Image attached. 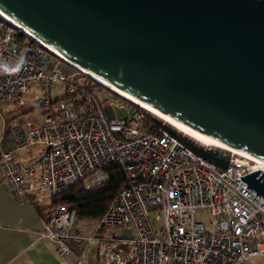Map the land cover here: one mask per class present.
Masks as SVG:
<instances>
[{"label": "built area", "instance_id": "2783aa9c", "mask_svg": "<svg viewBox=\"0 0 264 264\" xmlns=\"http://www.w3.org/2000/svg\"><path fill=\"white\" fill-rule=\"evenodd\" d=\"M35 84L38 92H32ZM8 104H39L46 113L41 123H5L0 168L18 203H45L80 181L87 187L105 182L113 163L126 175V186L100 219L81 220L65 204L50 212L40 237L60 258L73 254V264H248L264 255V197L241 179L264 163L222 153L227 165L216 166L148 121L142 107L5 20L0 107ZM35 147L39 155L24 161L23 152ZM202 211L206 223L196 216ZM124 226L135 235L120 236Z\"/></svg>", "mask_w": 264, "mask_h": 264}, {"label": "water", "instance_id": "95a60500", "mask_svg": "<svg viewBox=\"0 0 264 264\" xmlns=\"http://www.w3.org/2000/svg\"><path fill=\"white\" fill-rule=\"evenodd\" d=\"M94 76L264 161V0H0ZM264 197V169L241 177Z\"/></svg>", "mask_w": 264, "mask_h": 264}, {"label": "crops", "instance_id": "0c3cea01", "mask_svg": "<svg viewBox=\"0 0 264 264\" xmlns=\"http://www.w3.org/2000/svg\"><path fill=\"white\" fill-rule=\"evenodd\" d=\"M5 123L0 128V142ZM32 154V150L24 151L23 160H31ZM49 218V210L42 211L36 202L18 203L14 199L0 168V264H73V254L60 258L54 244L40 237Z\"/></svg>", "mask_w": 264, "mask_h": 264}, {"label": "trees", "instance_id": "16d2710c", "mask_svg": "<svg viewBox=\"0 0 264 264\" xmlns=\"http://www.w3.org/2000/svg\"><path fill=\"white\" fill-rule=\"evenodd\" d=\"M0 21H5V19L0 16ZM7 22L10 23L9 21ZM32 105L33 108H36L39 104ZM142 110L146 113L148 121H151V123L156 126L165 127L174 135L178 136L189 148L203 155L216 166L222 167L227 165V159L221 156L222 152L198 146L188 137L182 136V134L173 129V127L163 125L162 121L151 116L147 110L143 108ZM108 172L109 179L105 182L87 187L83 181H80L63 189L50 200V205H48L49 213L58 205L65 204L69 209H74L78 218L81 220H96L103 217L114 197L127 184L126 175L119 164L113 163L109 165Z\"/></svg>", "mask_w": 264, "mask_h": 264}, {"label": "rangeland", "instance_id": "374dc122", "mask_svg": "<svg viewBox=\"0 0 264 264\" xmlns=\"http://www.w3.org/2000/svg\"><path fill=\"white\" fill-rule=\"evenodd\" d=\"M2 17V16H1ZM4 19V18H3ZM38 86L35 84L32 87V92H38ZM54 93H59V91L57 89H54ZM118 97V96H117ZM121 101L125 102V100L123 98L118 97ZM45 108L42 106L33 108L32 104H27L25 106H19L16 104H8V105H4L0 107V128L3 126L4 122H6L7 120L10 122L11 120H19V121H23V120H27L30 119L36 123H41L44 120V117L46 115L45 113ZM116 112L118 114L119 117L124 118L126 117L127 113L124 109L121 108H116ZM151 116H153V114L150 113ZM155 118H157L158 120L162 121L163 125L166 126H171L170 124H168L167 122H165L164 120L158 118L157 116H153ZM173 129H175L177 132H179L180 134H182V136L188 137L189 139H191V141H193L194 143H196L198 146H202L205 147L207 149L211 148L212 150H217L220 151L222 153H226L228 155H231L232 152H229L227 150H222L221 148L218 147H210V146H204L203 144L197 142L196 140L192 139L191 137L187 136L186 134L180 132L179 130H177L176 128L173 127ZM33 152V157H36L37 155H39V148L35 147L33 149H30ZM25 153H29V152H25ZM33 198L35 199V196H33ZM38 206H40L41 210H49L48 205H50V200L45 202V203H38L36 202ZM53 209V208H52ZM200 220L204 221L205 223L209 220V216L207 212H200L196 215ZM118 234L122 237H132L135 235V230L132 226H124L118 229ZM248 264H264V255L262 256H256L253 257L249 260Z\"/></svg>", "mask_w": 264, "mask_h": 264}, {"label": "bare ground", "instance_id": "6f19581e", "mask_svg": "<svg viewBox=\"0 0 264 264\" xmlns=\"http://www.w3.org/2000/svg\"><path fill=\"white\" fill-rule=\"evenodd\" d=\"M0 16H2L5 20L9 21L10 23H13L15 26H17L21 31H23L24 33H26L27 35H29L30 37H32L33 39H35V41H37L39 44L47 47L48 49H50L51 51L57 53L58 55H60L62 58L66 59L67 61L73 63L72 61H70L66 56H64L63 54L59 53L57 50H55L54 48H52L51 46H49L45 41L38 39L37 37H35L28 29H26L24 26L17 24L16 22H14L8 15L4 14L2 11H0ZM75 64V63H73ZM84 69V68H83ZM84 71H86L87 73H89L86 69H84ZM91 74V73H89ZM92 75V74H91ZM94 76V75H92ZM101 84L109 87L110 89H112L113 91L117 92L119 95L125 97L126 99L130 100L131 102L137 104L138 106L144 108L145 110H147L149 113L153 114V116H157L158 118L164 120L165 122H167L168 124H170L171 126H173L174 128H176L177 130H179L180 132L186 134L187 136L191 137L192 139L196 140L197 142L203 144L204 146H210V147H218L221 148L222 150H227L229 152H232L236 155H241V156H246L249 157L250 159H252L255 162H258L260 164L264 163V161L258 157H255L247 152L241 151L239 149L230 147L224 143H221L205 134H202L194 129H192L191 127L182 124L178 121H176L175 119H173L172 117H170L169 115L163 113L162 111L142 102L141 100H139L138 98H136L135 96H133L132 94L128 93L127 91H125L124 89L110 84L107 81L103 80L100 77L94 76Z\"/></svg>", "mask_w": 264, "mask_h": 264}]
</instances>
